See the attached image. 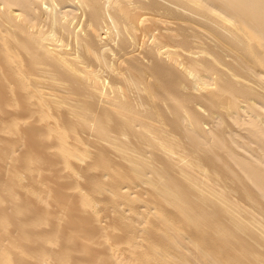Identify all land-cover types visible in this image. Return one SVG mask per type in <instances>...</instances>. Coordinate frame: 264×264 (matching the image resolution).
<instances>
[{"label": "bare ground", "instance_id": "1", "mask_svg": "<svg viewBox=\"0 0 264 264\" xmlns=\"http://www.w3.org/2000/svg\"><path fill=\"white\" fill-rule=\"evenodd\" d=\"M0 264H264V0H0Z\"/></svg>", "mask_w": 264, "mask_h": 264}, {"label": "rangeland", "instance_id": "2", "mask_svg": "<svg viewBox=\"0 0 264 264\" xmlns=\"http://www.w3.org/2000/svg\"><path fill=\"white\" fill-rule=\"evenodd\" d=\"M70 8H73V9H74V7H67L66 9L68 10V9H70ZM66 9H65V10H66ZM73 9H72V10H73ZM70 10H71V9H70Z\"/></svg>", "mask_w": 264, "mask_h": 264}]
</instances>
